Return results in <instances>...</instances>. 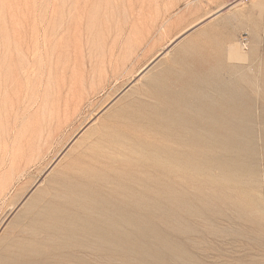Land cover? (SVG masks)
<instances>
[{
    "label": "rangeland",
    "instance_id": "obj_1",
    "mask_svg": "<svg viewBox=\"0 0 264 264\" xmlns=\"http://www.w3.org/2000/svg\"><path fill=\"white\" fill-rule=\"evenodd\" d=\"M253 1L0 0V264L5 250L9 260L16 257L19 241L33 249L37 235L49 244L43 232L32 230V214L63 203L58 183L74 178L102 151H112L108 138L127 124L122 110L153 100L150 79L177 81L170 69H178L188 41L194 42L185 49L192 69L214 59L222 78L242 76L256 87L251 111L256 172L238 189L259 197L264 217V0L258 8ZM241 35L249 40L247 49L239 43ZM232 44L241 58L228 54ZM234 210L224 211L235 217ZM225 218L216 222L220 239L209 236L193 252L206 264L241 254L264 264V235L261 240L231 235L251 225Z\"/></svg>",
    "mask_w": 264,
    "mask_h": 264
},
{
    "label": "bare ground",
    "instance_id": "obj_2",
    "mask_svg": "<svg viewBox=\"0 0 264 264\" xmlns=\"http://www.w3.org/2000/svg\"><path fill=\"white\" fill-rule=\"evenodd\" d=\"M193 44L181 47L179 67L170 69L176 82L170 76L150 79L153 100L122 110L127 124L107 142L113 155L102 151L74 178L58 183L63 203L53 200L35 215L30 209L37 205H30L32 230L43 232L49 244L37 235L33 249L19 241L15 258L9 260L4 249L5 264H206L193 249L209 236L220 239L219 216L252 226L241 225L231 235H264L259 197L238 189L256 172L257 131L251 123L256 87L242 76L222 78L214 59L192 69L185 49ZM227 50L232 58L242 57L234 44ZM261 128L264 149V121ZM227 207H235V217ZM237 257L224 264H261L252 254Z\"/></svg>",
    "mask_w": 264,
    "mask_h": 264
},
{
    "label": "built area",
    "instance_id": "obj_3",
    "mask_svg": "<svg viewBox=\"0 0 264 264\" xmlns=\"http://www.w3.org/2000/svg\"><path fill=\"white\" fill-rule=\"evenodd\" d=\"M241 1H246V0H241ZM239 43L243 49H247L249 46V40H248L247 36L241 35L239 38Z\"/></svg>",
    "mask_w": 264,
    "mask_h": 264
}]
</instances>
